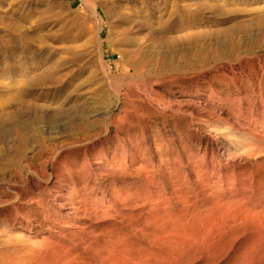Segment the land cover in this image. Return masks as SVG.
Returning <instances> with one entry per match:
<instances>
[{"label": "rangeland", "instance_id": "374dc122", "mask_svg": "<svg viewBox=\"0 0 264 264\" xmlns=\"http://www.w3.org/2000/svg\"><path fill=\"white\" fill-rule=\"evenodd\" d=\"M38 1L0 0V264H264V0Z\"/></svg>", "mask_w": 264, "mask_h": 264}, {"label": "bare ground", "instance_id": "6f19581e", "mask_svg": "<svg viewBox=\"0 0 264 264\" xmlns=\"http://www.w3.org/2000/svg\"><path fill=\"white\" fill-rule=\"evenodd\" d=\"M33 2V1H32ZM25 4H26V6L27 5H29L30 4V2H29V0H25ZM49 4H51L50 3V1L49 0H39L38 2H36L34 5L35 6H38V7H45V6H48ZM32 5V4H31ZM69 6V5H68ZM29 7V6H28ZM119 103V102H118ZM123 104V103H122ZM119 106H120V104H118V105H116V106H114V108H116V109H118L119 108ZM96 111V110H95ZM95 111H94V113H95ZM93 112V111H92ZM98 112V111H97ZM100 112V111H99ZM89 113V112H88ZM97 114V113H96ZM89 117V116H88ZM92 118V117H91ZM81 125V124H80ZM87 128V127H86ZM59 129V128H58ZM120 129V128H119ZM53 130V129H52ZM83 130V129H82ZM86 130V129H85ZM51 131V130H50ZM84 131V130H83ZM82 131V132H83ZM55 132H57V131H55ZM58 133H59V131H58ZM90 133V132H89ZM65 134V133H64ZM60 135H62V134H60ZM55 136H56V134H55ZM80 136V135H79ZM89 135H87L86 134V131L85 132H83L82 134H81V138H80V142L81 143H83V142H88V141H90L89 139L91 138V135L88 137ZM59 137V136H58ZM57 137V138H58ZM59 140H60V138H58ZM76 139H78V138H76ZM129 140V139H128ZM60 141H58V143H59ZM56 143H57V141H56ZM77 143V142H76ZM76 143H74V144H76ZM79 143V142H78ZM121 143V142H120ZM124 143V142H123ZM122 143V144H123ZM73 144V145H74ZM80 144V143H79ZM78 144V145H79ZM59 145V144H58ZM115 145V144H114ZM72 146V145H71ZM70 146V147H71ZM82 146H85L84 147V149L86 148V145H81V147ZM73 147V146H72ZM75 147V146H74ZM124 147V146H123ZM68 148V147H67ZM131 148V147H130ZM110 149H111V147H110ZM81 150V149H80ZM119 150V149H118ZM73 151V150H72ZM101 151H102V149H101ZM81 153H82V151H81ZM88 153V152H87ZM101 153V152H100ZM127 153V152H126ZM76 155H78L77 153H75V156ZM83 155V160L85 161V162H87V156H86V154H85V152H84V154H82ZM89 155H91L90 153H89ZM71 156V154H68L66 157H62L63 159H61V164H60V167H61V169H62V171H63V173H62V171L60 172V171H56V173L54 174V182H53V180L51 179V181H50V179L48 178V180H46V185H52V189H51V187H48V189L49 190H52L51 192L52 193H54L55 194V196L57 197V202H56V204H57V207L59 208V210H61V209H63V210H66V212H68V213H75V212H77V211H79V210H83L84 211V213H87V214H89V213H92V211H94V210H98L96 207H94V206H92V205H89L90 204V198L87 196L88 194L86 193V188L84 187L83 189H81L80 191H81V198L79 197V196H77V192L75 191V189H73V188H70V185L71 184H73L74 183V181L76 180V178H78V173L77 172H74V171H71V168L68 166V163H69V160H71L72 158H70V159H68L69 157ZM89 157V156H88ZM107 157V156H106ZM114 157V156H113ZM134 157H135V155H134ZM73 159H74V155H73ZM127 158H125V157H123L122 155H120L119 156V159H118V163L115 161V164L113 165V167L111 166V167H109L108 168V170L109 171H116L117 173H119V176H121L122 178H126V177H128V178H130L131 179V181H132V183H131V185L133 186L132 188H131V190H132V192H134V194L132 195L133 196V198H132V206H130V207H132V212H133V215H131V217L133 218V220L135 221L136 219H137V217H138V215L136 214V210H137V208H139L138 207V205H137V203H138V194L136 193V190L137 189H139V185H138V178H139V172L141 171V167H139L138 169L137 168H135L134 166V163H135V159L133 158V157H131V161L128 163L127 162V160H126ZM129 159V158H128ZM72 161V160H71ZM46 164V163H45ZM111 165V164H110ZM134 165V166H133ZM159 166V165H158ZM130 167H132L133 169L131 170L130 169ZM131 170V171H130ZM140 170V171H139ZM65 172V173H64ZM107 173V172H106ZM105 173V174H106ZM104 174V173H103ZM64 175H66V177L64 178ZM148 175V174H147ZM146 175V176H147ZM100 176H102V175H100ZM104 176H107V174L106 175H104ZM145 176V177H146ZM100 178V177H99ZM81 179H82V177H81ZM45 180V179H44ZM56 180V181H55ZM1 182V181H0ZM62 182V183H61ZM108 182V181H107ZM222 182V181H221ZM121 183V182H120ZM123 183V182H122ZM181 183V182H180ZM56 185H58V186H62V188H63V190H61V191H65L66 192V195L64 196V195H62L61 193H63V192H61V191H58V190H55L54 191V186H56ZM123 186V185H122ZM121 186V187H122ZM60 188V187H59ZM58 188V189H59ZM111 188H112V186H111ZM47 189V190H48ZM130 190V191H131ZM133 190H135V191H133ZM207 190V189H206ZM88 191V190H87ZM122 191H123V189H120V190H112V192H110V194H112L111 196H109L108 195V198H107V205H108V207H109V209L111 208V206L112 205H118L119 207L120 206H122V204H123V202H125V198L127 197L126 196V192H125V194H122ZM79 192V191H78ZM102 194H103V192H102ZM100 195L101 197L102 196H104V195ZM89 195L91 196L92 195V193L90 194L89 193ZM115 195V196H114ZM105 196H107V195H105ZM80 198V199H77V198ZM100 200H101V198H99ZM103 199H104V197H103ZM116 201H115V200ZM188 199V198H187ZM129 200V201H130ZM143 201V200H142ZM187 201V200H186ZM128 202V201H127ZM127 202H125V203H127ZM92 204H94V203H92ZM131 204V203H130ZM188 204V203H187ZM124 205V204H123ZM126 205V204H125ZM96 206V205H95ZM127 206V205H126ZM56 207V206H55ZM107 207V208H108ZM127 207H129V205L127 206ZM126 207V208H127ZM123 208V207H122ZM150 209V208H149ZM154 208H152V210H153ZM99 210H101V209H99ZM140 210V209H139ZM151 210V209H150ZM155 210V209H154ZM106 211V210H105ZM109 211V210H108ZM149 211V210H148ZM150 212H153V211H150ZM95 213V212H94ZM126 213V212H125ZM93 214V213H92ZM91 214V215H92ZM95 214H97V212L95 213ZM103 214V212H101V214H100V216H103L102 215ZM130 214V213H129ZM94 215V214H93ZM105 215V214H104ZM109 215H111V214H109ZM90 216V215H89ZM95 216V215H94ZM93 216V217H94ZM99 216V215H98ZM108 216V215H107ZM106 216V217H107ZM112 216V215H111ZM130 216V215H129ZM105 217V218H106ZM122 217V216H121ZM128 217V216H127ZM183 217V216H182ZM95 218H97V216L95 217ZM103 218V217H102ZM108 218V217H107ZM119 218V217H118ZM186 218V217H185ZM112 219V218H111ZM120 219V218H119ZM126 220V219H125ZM124 220V221H125ZM127 220H128V218H127ZM132 220V221H133ZM14 221V220H13ZM131 221V220H130ZM133 221V222H134ZM139 221V220H138ZM14 222H16V221H14ZM27 222V221H26ZM126 222V221H125ZM129 222V221H128ZM132 222V223H133ZM254 222V221H253ZM22 223V222H21ZM121 223V222H120ZM150 223V222H149ZM18 224V223H17ZM131 224V223H130ZM135 224V223H134ZM146 224V223H145ZM233 224V223H232ZM254 224V223H253ZM29 225V224H28ZM31 225H32V223H31ZM123 225V224H122ZM132 225V224H131ZM235 225V224H234ZM23 227V229L24 230H27V231H29L30 232V228L29 227H27L26 225H22ZM117 226V225H116ZM115 226V227H116ZM134 226V225H133ZM137 226V225H136ZM114 227V228H115ZM127 228H128V226H126ZM21 228V229H22ZM132 228V227H131ZM130 228V229H131ZM134 228V227H133ZM129 229V228H128ZM135 229H137V228H135ZM134 229V230H135ZM139 229V228H138ZM111 230V229H110ZM127 231V230H126ZM142 231V230H141ZM141 231H139V233H141ZM171 231V230H170ZM182 231V230H181ZM263 231V230H262ZM109 232V231H108ZM137 232H138V230H137ZM137 232H135V235L136 234H138ZM202 232V231H201ZM32 233V232H31ZM106 233V232H105ZM122 233V232H121ZM166 233V232H165ZM183 233H184V231H183ZM194 233V232H193ZM197 233V232H196ZM203 233V232H202ZM201 233V234H202ZM112 234H113V231H112ZM185 234V233H184ZM106 235L109 237V234H107L106 233ZM123 235V234H122ZM170 235H172V234H170ZM186 235V234H185ZM117 237H119V235H116ZM116 236H115V238H116ZM124 236H126V235H124ZM196 236H198V234H196ZM201 236V235H200ZM206 236V235H205ZM204 236V237H205ZM103 237H105L104 235H103ZM134 237V236H133ZM144 237V236H143ZM182 237H183V234H182ZM181 237V238H182ZM184 237H186V236H184ZM188 237V236H187ZM186 237V238H187ZM194 237V236H193ZM199 237V236H198ZM202 237H203V235H202ZM115 238H113V239H115ZM127 238V237H126ZM135 238V237H134ZM147 238V237H146ZM177 237L175 236V239H176ZM180 238V240H178V241H180L181 243L183 242L182 240H184V239H181ZM189 238V237H188ZM211 238V237H210ZM259 238V237H258ZM107 239H109V238H107ZM133 239V238H132ZM172 239V238H171ZM175 239L173 238V240L175 241ZM178 239H179V236H178ZM198 239V238H197ZM199 239H200V237H199ZM203 239V238H202ZM201 239V240H202ZM117 240H119V239H117ZM120 240H121V238H120ZM126 240V239H125ZM156 240V239H155ZM164 240V239H163ZM173 240H172V242H170V243H174L173 242ZM203 240H205V238L203 239ZM177 241V243H179ZM108 242V241H107ZM106 242V243H107ZM110 242V241H109ZM113 242H115L114 240H113ZM121 242V241H120ZM120 242H118V243H120ZM187 242V240H185V242H183V243H186ZM122 243V242H121ZM175 243H176V241H175ZM108 244V243H107ZM124 244V243H123ZM113 245H114V243H113ZM121 245V244H120ZM119 245V246H120ZM117 246V245H116ZM122 246V245H121ZM120 246V247H121ZM172 246V245H171ZM176 246H178L177 244L174 246L173 245V247L174 248H177ZM179 246H181V245H179ZM178 246V248H180ZM185 246V245H184ZM112 247V246H111ZM107 249V248H106ZM106 249L104 250V251H106ZM112 249H114V248H112ZM111 250V249H110ZM115 250V252L117 251L116 249H114ZM251 250V249H250ZM30 250H28V252H29ZM119 251H121V249L119 250ZM123 251H124V249H123ZM123 251L122 252H120V253H123ZM13 252V251H12ZM15 252H16V249H15ZM27 252V254H29ZM115 252L114 253H110L109 255H106L105 256V258L106 257H109L111 254H114V255H116L115 254ZM25 253V252H24ZM106 253V252H105ZM172 253V252H171ZM23 254V253H22ZM21 254V255H22ZM26 254V253H25ZM26 254V256L28 257L29 255L31 256V254H29V255H27ZM119 254V253H118ZM117 254V255H118ZM170 254V253H169ZM14 255H16V253L14 254ZM18 255H20V254H18ZM113 255V256H114ZM249 255V254H248ZM25 256V257H26ZM2 257V256H1ZM115 257H118V258H120L119 256H115ZM115 257H114V259H115ZM121 257H125L124 255L123 256H121ZM12 258V257H11ZM15 258H16V256H15ZM17 258H18V256H17ZM30 258V257H29ZM28 258V259H29ZM102 258H104V256H102L101 257V259ZM104 258V259H105ZM127 258V257H126ZM31 259V258H30ZM29 259V260H30ZM109 259V258H108ZM117 259V258H116ZM10 260V259H9ZM9 260H8V262H9ZM17 260V259H16ZM18 260H21L20 261V263L23 261L22 259H18ZM25 261H26V259H24ZM34 260H35V258H34ZM33 260V261H34ZM119 260V259H118ZM124 260V259H123ZM129 260H132V259H129ZM128 260V261H129ZM247 260V259H246ZM14 261V260H13ZM31 261V260H30ZM32 261V262H33ZM111 261L113 262V260L111 259ZM119 261H121V260H119ZM12 262V261H11ZM29 262V261H28ZM27 262V263H28ZM41 262H43V261H41ZM64 262V261H63ZM100 262H102L101 260H100ZM110 262V261H109ZM122 262V261H121ZM131 262H133V261H131ZM15 263H17V262H15ZM14 263V264H15ZM44 263V262H43ZM48 262H45V264H47ZM50 263H52V262H50ZM49 263V264H50ZM53 263H55V262H53ZM60 263H62V262H59V264ZM114 263V262H113ZM116 263H118V262H115V264ZM136 264H137V261L135 262ZM9 264V263H8ZM18 264V263H17ZM22 264H23V262H22ZM25 264V263H24ZM29 264H30V262H29ZM33 264H34V262H33ZM36 264H39V263H36ZM57 264V263H56ZM66 264V263H65ZM110 264H112V263H110ZM120 264V263H119ZM124 264V263H123ZM128 264V263H127ZM132 264V263H131Z\"/></svg>", "mask_w": 264, "mask_h": 264}]
</instances>
